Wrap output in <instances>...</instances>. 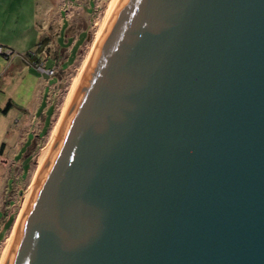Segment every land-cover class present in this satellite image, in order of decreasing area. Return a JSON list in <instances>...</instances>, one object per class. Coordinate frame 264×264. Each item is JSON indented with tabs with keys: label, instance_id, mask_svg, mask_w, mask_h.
<instances>
[{
	"label": "water",
	"instance_id": "1",
	"mask_svg": "<svg viewBox=\"0 0 264 264\" xmlns=\"http://www.w3.org/2000/svg\"><path fill=\"white\" fill-rule=\"evenodd\" d=\"M5 264H264V0H114Z\"/></svg>",
	"mask_w": 264,
	"mask_h": 264
},
{
	"label": "rangeland",
	"instance_id": "2",
	"mask_svg": "<svg viewBox=\"0 0 264 264\" xmlns=\"http://www.w3.org/2000/svg\"><path fill=\"white\" fill-rule=\"evenodd\" d=\"M110 1L50 0L45 13L42 4L36 7V15H30L31 7L25 5L26 19L15 21V36L7 37L14 50L8 59L0 55V105L12 99L7 113L0 111V260L34 182L38 158L86 66ZM33 26L37 29L32 32ZM26 44L32 47L26 49ZM29 51L38 54L43 71L20 60ZM8 63L11 66L2 75Z\"/></svg>",
	"mask_w": 264,
	"mask_h": 264
},
{
	"label": "crops",
	"instance_id": "3",
	"mask_svg": "<svg viewBox=\"0 0 264 264\" xmlns=\"http://www.w3.org/2000/svg\"><path fill=\"white\" fill-rule=\"evenodd\" d=\"M52 3L50 2V0L49 1L48 0H0V45L4 48H9V49L14 50L13 49L14 48L13 42L11 40H9L7 37H8V35L15 36L16 28H17L15 21L22 22V21H24V19H26L27 14H26V12H24V8H23L25 5H29L31 7V11H29L30 15H31V13L35 14L36 7H40L41 4L44 6L43 11L45 13V6L49 5V4L51 5ZM18 7H19V9H17ZM29 18H30V16H29ZM31 18H32V16H31ZM34 23H35V21H34ZM34 29H37V28H35L33 26L32 32L34 31ZM32 32L30 31L31 35H32ZM27 38L29 39L28 36H27ZM29 45L30 44H28V45L26 44V46H24V47H26V49H28V48L30 49L32 46L30 47ZM20 60H22V62H24L23 59H20ZM7 62H8V60H7ZM8 66H11V63L6 64V66L3 68V74L2 75H6ZM4 82H6V80H4L3 83ZM1 87H3V85ZM8 100H12V99L9 97L7 99V101ZM3 108H4V106L2 107L0 105V111H2ZM4 113H7V111H5Z\"/></svg>",
	"mask_w": 264,
	"mask_h": 264
},
{
	"label": "bare ground",
	"instance_id": "4",
	"mask_svg": "<svg viewBox=\"0 0 264 264\" xmlns=\"http://www.w3.org/2000/svg\"><path fill=\"white\" fill-rule=\"evenodd\" d=\"M113 2H114V0H111L110 3H109V5H108L107 11H106V13H105V15H104V18H103V21H102V23H101V25H100L99 31H98V33L96 34V37H95V39H94V44H95V41H96V39H97V37H98L100 31H101V28H102L103 24H104V22H105V20H106V18H107V16H108V13H109V11H110V9H111V6H112ZM93 46H94V45H93ZM93 46H92V48H93ZM91 51H92V49H91ZM83 70H84V69H83ZM83 70L80 72V76H81ZM80 76H79V77L74 81V83H73V87H72V89H71V91H70V93H69V96H68V98H67V101H66V103H65V105H64V107H63V110H62V112H61V114H60V116H59V118H58V121H57V123H56V126L54 127V130H53V132H52V138H51L49 144H48L47 146H45V147L42 149L41 154H40V156H39V158H38V162H37V171H36V173H35L34 182H32V184L29 186V188H28L26 194L24 195V199H23L22 206H21V208H20L19 214H18V216H17V218H16V220H15V223H14V225H13V228H12V233H11V235L9 236V238L7 239V244H6V246H5L4 250H3V254H2V258H1V260H0V264H5V261H6V258H7L8 253H9V250H10V248H11V245H12V243H13V240H14V238H15L17 232H18V227H19L20 222H21V220H22V216H23L24 213L26 212V209H27V207H28V205H29V203H30V200H31V197H32V192H33V189H34V185H35L37 179L39 178L40 174L42 173V171H43V169H44V165H45L47 159L49 158V156H50V154H51V151H52V144H53V138H54V135H55L56 129H57L58 124H59V122H60V120H61V118H62V116H63V114H64V112H65V110H66V108H67V106H68V104H69L70 98H71L72 93H73L74 88H75V85H76L77 81L79 80Z\"/></svg>",
	"mask_w": 264,
	"mask_h": 264
},
{
	"label": "trees",
	"instance_id": "5",
	"mask_svg": "<svg viewBox=\"0 0 264 264\" xmlns=\"http://www.w3.org/2000/svg\"><path fill=\"white\" fill-rule=\"evenodd\" d=\"M39 44V43H38ZM1 46V45H0ZM2 47V46H1ZM4 48V47H3ZM12 50V49H11ZM38 50H42V47L41 48H38ZM13 51V50H12ZM0 55H4V54H0ZM6 57V55H4ZM22 59L24 60V62L26 63H31L32 65L34 64H37L40 62V59L38 57V54H32V51H29L25 56L24 55H21ZM8 58V57H6ZM12 105V102L11 100H8L4 106V108L2 109L3 112L7 111L9 109V107H11ZM3 150V146L0 148V153L2 152Z\"/></svg>",
	"mask_w": 264,
	"mask_h": 264
},
{
	"label": "built area",
	"instance_id": "6",
	"mask_svg": "<svg viewBox=\"0 0 264 264\" xmlns=\"http://www.w3.org/2000/svg\"><path fill=\"white\" fill-rule=\"evenodd\" d=\"M12 52L13 51L11 49H9V48H3V47L0 46V54H4L7 57L8 53H12ZM32 54H35V52L32 51ZM40 64H41L40 62L37 63V64H35V67H37V69H40V70L43 71V68L41 67Z\"/></svg>",
	"mask_w": 264,
	"mask_h": 264
}]
</instances>
